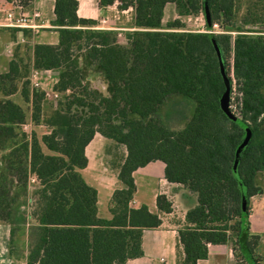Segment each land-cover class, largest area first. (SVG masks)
<instances>
[{"label":"trees","instance_id":"16d2710c","mask_svg":"<svg viewBox=\"0 0 264 264\" xmlns=\"http://www.w3.org/2000/svg\"><path fill=\"white\" fill-rule=\"evenodd\" d=\"M113 2L134 8L136 28L123 39L78 16L77 0H54L58 42L26 46L0 72V219H23L17 215L19 198H25L31 176L38 183L25 264H125L141 256L143 229L161 220L146 204L128 205L135 192L132 172L156 159L164 163L168 181L196 194L177 231L184 264L206 258L208 244L229 240L237 259L249 264L240 248L242 234L253 264H260L253 250L258 235L249 233L248 217L250 197L264 193V0L97 1L99 7ZM167 2L179 16L202 12L205 28L217 24L234 34L186 29L179 18L163 29ZM29 48L35 69L58 70L57 97L30 87ZM88 67L101 73L106 95L82 84ZM223 73L230 78L234 117L220 105ZM173 95L193 103L178 130L160 112ZM29 117L50 131L27 133L21 125ZM95 132L126 149L117 173L123 187L112 193L110 218L98 215L97 191L79 172ZM156 206L171 209L164 194L156 196Z\"/></svg>","mask_w":264,"mask_h":264},{"label":"crops","instance_id":"0c3cea01","mask_svg":"<svg viewBox=\"0 0 264 264\" xmlns=\"http://www.w3.org/2000/svg\"><path fill=\"white\" fill-rule=\"evenodd\" d=\"M8 1L9 0H6L3 6L2 0H0V10L5 13L3 17H0V72H6L8 70L9 61L13 56L17 57L21 55L26 46L32 48L35 43L56 44L58 42V32L52 24V19L54 18V0H28L26 4L21 3V7L11 5ZM97 1L98 0H77V15L95 19V26L99 24L101 18H106V23L101 29H112L117 31L120 39L124 38V32L136 28L133 6L119 9L118 2H113L105 7H99ZM9 9L12 10L15 16L20 10L29 15H32L33 12H37V16L31 18L30 21L33 24L32 26H10L6 24V13ZM166 9L169 11V18H166ZM175 17L180 16L177 15L174 4L172 2H167L163 8L161 27L163 29L167 28L168 22L175 19ZM179 19L184 23L183 18ZM11 28H16L14 36L11 35ZM23 30H26V32H23ZM31 48L28 50V80L30 87L33 88L30 83V75L35 68L31 65ZM79 61H81V59ZM88 69L89 71H94L97 76L101 78L104 84L103 87H105L106 90V83L101 73L92 67H88L87 71ZM36 70L35 80L38 83L36 87L43 91L53 90V85L57 81L58 70ZM86 74V78L92 80L89 73ZM99 93L103 94L102 92ZM39 126H44L45 130H43L41 134L37 133L38 136L50 131V127L47 125H33L30 117L21 125L22 129L27 133H30L31 130L36 131V128ZM26 127H29L28 130ZM105 138L110 140L111 145L108 150H105L102 156L98 154L97 149ZM43 150L49 152L45 147H43ZM120 151H122V155L119 154ZM84 153L87 157V164L85 167L80 168L79 172L83 179L97 191L98 215L102 218H110L112 193L115 189L123 187V184L117 177V173L119 165L122 163L126 154L125 146L95 132L91 140L85 145ZM132 176L135 183V192L132 197L135 201L132 207L146 204L150 211L158 213L161 222L156 227L143 229L141 235V248L143 254L138 257L127 259L125 264H184L183 249L179 242L177 231L186 223L185 213L187 209L196 204V194L180 183L168 181L164 177V163L158 159L136 168L132 172ZM101 192L107 196V212L105 213L101 211L100 206ZM158 194H164L170 201V211L163 212L158 210L156 206V196ZM250 206L248 217L249 233L258 235V241L254 251L261 257L262 260L260 264H262L264 263V193L251 196ZM207 247V257L199 259L196 264H242L235 256L231 240L225 243H210ZM23 263L25 264V260ZM0 264H3L2 260Z\"/></svg>","mask_w":264,"mask_h":264},{"label":"rangeland","instance_id":"374dc122","mask_svg":"<svg viewBox=\"0 0 264 264\" xmlns=\"http://www.w3.org/2000/svg\"><path fill=\"white\" fill-rule=\"evenodd\" d=\"M27 2L28 0H19L20 4L21 3L26 4ZM5 3H6V0H2L3 6ZM4 14L5 13L2 10H0V17H3ZM241 14H242V11H239L237 13V18L235 19L237 24L240 23L239 20H240ZM168 16H169V11L166 9V18ZM176 18L184 19V23H185L184 27L186 29L200 31L202 30V28H205L204 27V15L202 12H199L198 14H194V15L175 17V19ZM211 28L215 30L214 32H228L231 35L234 34V31H227L229 27H226V26L221 27V26L216 25V26H212ZM227 61L229 62V65H230L231 58L229 56L227 57ZM87 73H89L90 77H92V80L84 78L82 80V84H87L88 90H96L97 92H102L104 95H106L107 93H106L105 87H103L104 84L101 78L97 76V74L94 71H91V70L89 71V69ZM74 90L76 92L80 91V89L76 87ZM70 92L71 91L69 90L65 94H69ZM50 103L54 104V100L50 101ZM50 103L48 102V104L45 105L46 112L49 111L48 108L46 107L49 106ZM192 108H193V103L190 99L182 97L180 95H173L165 100V102L160 107V112L164 119V122L169 127L175 130H178L181 127H183V125L185 124L186 120L188 119V117L190 116L192 112ZM26 128L28 130L29 127H26ZM43 130H45V127L39 126L36 128V133L41 134ZM110 145H111L110 140L105 138L104 141L98 146V149H97L98 154L103 156L105 150H108ZM119 154L122 155V151H120ZM102 156H99V157H102ZM260 182L264 185V176L260 177ZM37 186H38V183L36 180L35 181L29 180L28 181V192L25 198L24 197L19 198V202H18L19 206H18L17 215L18 217L19 216L23 217V219H20L19 217V219H17L18 221H15L13 224H8L5 221L0 219V262L2 260L3 264H24L23 262L25 260V254L27 252V245L30 240V236H29L30 227L32 226L33 223H35L33 211L35 210L36 200H37V195L35 193ZM106 200H107V196H105L103 192H101L100 206H101V211L103 213L107 212ZM11 227H12L13 233L10 236Z\"/></svg>","mask_w":264,"mask_h":264},{"label":"built area","instance_id":"2783aa9c","mask_svg":"<svg viewBox=\"0 0 264 264\" xmlns=\"http://www.w3.org/2000/svg\"><path fill=\"white\" fill-rule=\"evenodd\" d=\"M9 4L11 5H16V6H20V3H19V0H9L8 1ZM34 16H37V12H33L32 15H29V14H26L24 13L23 11H19L16 16L13 14L12 10H8L7 13H6V18H7V25H10V26H15V27H29V26H32V22L30 21L32 17ZM106 23V18H101L99 20V24L94 26L95 28H102L104 27ZM217 24H213V26H216ZM202 31H208V32H214L215 30H213L212 28H202ZM36 73H37V70L34 69L30 75L31 79H30V83L32 84L33 87H36L38 86V83L37 81L35 80V76H36ZM69 90L67 89L66 92H68ZM45 93V96L46 97H57L58 96V92L54 91V90H51V91H44ZM233 105L230 104L229 102V108H231ZM29 180L31 181H35L36 178L35 176H31L29 178ZM134 199L131 198L129 201H128V205L129 206H132L133 203H134Z\"/></svg>","mask_w":264,"mask_h":264},{"label":"water","instance_id":"95a60500","mask_svg":"<svg viewBox=\"0 0 264 264\" xmlns=\"http://www.w3.org/2000/svg\"><path fill=\"white\" fill-rule=\"evenodd\" d=\"M205 17L208 18V11L207 8L205 7ZM223 79H224V83H225V90L223 91L221 98H220V105L221 108L223 109V111L228 114L231 117H234L232 112L230 111L229 108V96H230V91H231V82H230V78L228 76L227 73H223ZM240 248L241 251L243 252V254L246 257V260L249 264H253V259L250 255V253L247 251L246 249V245H245V240H244V236L242 234L241 238H240Z\"/></svg>","mask_w":264,"mask_h":264}]
</instances>
